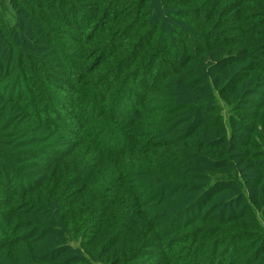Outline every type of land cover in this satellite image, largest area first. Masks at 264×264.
<instances>
[{"label":"trees","instance_id":"1","mask_svg":"<svg viewBox=\"0 0 264 264\" xmlns=\"http://www.w3.org/2000/svg\"><path fill=\"white\" fill-rule=\"evenodd\" d=\"M2 9L0 61L17 56L0 73L30 92L0 99L27 120L15 142L0 132V264H264V0ZM48 57L92 86L82 97L100 98L99 116L80 124L73 88L62 108ZM116 75L121 87L104 90ZM119 97H138L136 110L116 114Z\"/></svg>","mask_w":264,"mask_h":264},{"label":"rangeland","instance_id":"2","mask_svg":"<svg viewBox=\"0 0 264 264\" xmlns=\"http://www.w3.org/2000/svg\"><path fill=\"white\" fill-rule=\"evenodd\" d=\"M2 1L5 2V0H0V3L2 4ZM0 4V6H1ZM119 12H123V11H119ZM1 14H3L2 16L0 15V26L4 25L5 23H8L7 21L11 19V17L9 16L10 14H8L7 12H5L3 9L1 10ZM6 25V24H5ZM72 32V30L68 29L66 31V34L63 35V37H66V38H69L71 37L70 33ZM66 40H63V42H65ZM68 46H71L72 47V43H68ZM13 48V47H12ZM14 51H16V49H14ZM36 56H43V54H39V53H36ZM17 56V53L14 52V54L8 56L6 58V56H3L1 58V61H0V66H2L4 64V66H6L8 63H11V66L13 64H15V59H13L12 61V58H16ZM53 58V57H52ZM10 60V61H9ZM48 60H49V64H48V69H45L44 70V74L47 72V71H51V75H52V79H50L49 75L47 76L48 79L50 80L49 82H51V86H58V83L61 85L62 82L59 81L57 82L56 81V78L59 76V80H62L64 82V85L63 86H59L60 90H61V93L58 91V95L60 96V99L61 100V105L62 108L65 107L67 110L68 109H73L72 108V95H71V89L73 88L74 92H73V96L75 98V100L79 101V103H76L74 105L75 107V112L76 113H79L78 115V120L80 121V124L83 123V121H90L91 119L93 120L94 118L93 117H97L99 116V111H98V107H95L96 104H100V98H97L93 104L92 103H89V104H85L84 103V97H82L83 95V91L84 90H87V89H90L92 86H84V84L86 83H80L78 86H75V83L74 80L76 78L70 76V77H67L65 75H63L64 73H60L61 71H59V66L57 64V62H50L51 61V57H48ZM159 66L156 65L155 68H153L152 70H157ZM32 72H36V71H31L29 73V76L30 78L28 79H31V77L34 79L33 82L31 83V85L29 86H35L36 89L38 88V84L37 83V78L36 77H33V73ZM59 74H62V75H59ZM125 74V73H124ZM123 74V75H124ZM123 75H121L120 77H118L117 75L114 76V77H110L108 78L107 82H106V85L108 86H103L104 90L108 89L113 91L115 90L116 88L118 87H121L120 84L122 82V78H123ZM16 73H12L11 76L9 77H5L3 76L1 73H0V99L3 97V95L5 96L4 98H7L8 96L12 97V98H18L19 96H21L23 94V92L25 93H29L30 90H29V87L28 85L25 83V80H27V78H23L21 79L20 81H18V86L16 88L15 85V81H16ZM142 78V77H141ZM123 83V82H122ZM66 85L69 86V89L67 87H65ZM79 86H82L81 88H79ZM61 87L63 88V90L65 91L66 94H63L62 93V89ZM123 89H125V91H129L130 89V85L128 86H122ZM44 89L46 90H51V87H49V85H45L44 86ZM54 90V89H53ZM133 90V89H132ZM5 92V93H4ZM2 93V95H1ZM39 95V94H37ZM58 96V97H59ZM118 96H121L118 95ZM141 95H139V99L142 98L140 97ZM123 96H121L122 98ZM137 97V98H138ZM65 98L67 99L65 101ZM137 98H131V99H128L126 100L125 98H123L121 101H120V97L118 98V101H114V100H110V105L112 106L115 102V112L116 114L118 113L119 116H127V115H130L131 114V110L135 111L138 104L137 102L135 103H132V101L134 99H137ZM64 99V100H63ZM74 101V100H73ZM23 103H27V102H23ZM14 107V106H13ZM12 107V108H13ZM10 108V109H12ZM9 109L8 112H4L6 111L5 108L3 107V103L0 102V132H1V137H8V138H13L14 139V142L16 140H18V138L22 137L25 133V131L27 130L26 129V122L27 120L24 118V116H21V115H16L15 112H11ZM58 111H56L57 113ZM54 115L52 114L51 115V118H53ZM83 118V119H82ZM228 118V116L226 117ZM31 121V120H30ZM96 121V120H95ZM12 122H15L12 126L10 125ZM17 122H18V125H17ZM74 128V126H73ZM73 128L71 130H73ZM89 130L88 127H85L83 129V131H85L87 133V131ZM93 132V129L92 130H89L87 135H90L91 133ZM94 132H95V129H94ZM93 136H94V133H93ZM68 138L67 141H69V144H72V141L70 140H74V138H76L77 136H74L72 135L71 136V131H70V135H68ZM73 147V146H72ZM66 145H61V146H58V147H55L54 150L52 152L54 153H51L50 155H46V157L44 158H54V160H60L62 157V155L59 153V152H63L66 149ZM31 162H39L40 164L42 163L44 166L45 164H49V160L48 162L44 161L43 159H30ZM33 174H37V175H29L33 178H40V176H42L44 174V172L41 173V171L38 169L36 171V173H33ZM31 188L29 185H26V189H29ZM259 215L261 216V221L264 223V216L259 213ZM5 230V229H3Z\"/></svg>","mask_w":264,"mask_h":264}]
</instances>
